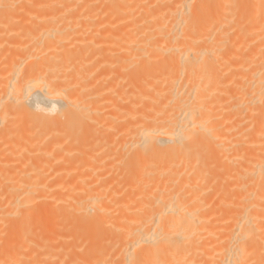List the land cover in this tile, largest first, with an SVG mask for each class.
<instances>
[{
	"label": "bare ground",
	"instance_id": "6f19581e",
	"mask_svg": "<svg viewBox=\"0 0 264 264\" xmlns=\"http://www.w3.org/2000/svg\"><path fill=\"white\" fill-rule=\"evenodd\" d=\"M0 264H264V0H0Z\"/></svg>",
	"mask_w": 264,
	"mask_h": 264
},
{
	"label": "clouds",
	"instance_id": "9594fccd",
	"mask_svg": "<svg viewBox=\"0 0 264 264\" xmlns=\"http://www.w3.org/2000/svg\"><path fill=\"white\" fill-rule=\"evenodd\" d=\"M37 109H38V110H39V109H47V110H49V113H50V114H55L56 110H58V106L55 105V104H53V105L51 106V108H44V107H41V106H37Z\"/></svg>",
	"mask_w": 264,
	"mask_h": 264
}]
</instances>
